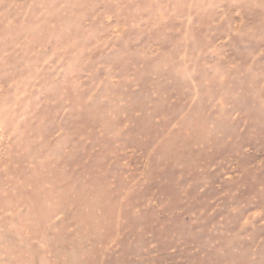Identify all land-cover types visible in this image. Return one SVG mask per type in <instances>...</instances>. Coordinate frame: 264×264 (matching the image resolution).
I'll list each match as a JSON object with an SVG mask.
<instances>
[{
    "label": "rangeland",
    "instance_id": "obj_1",
    "mask_svg": "<svg viewBox=\"0 0 264 264\" xmlns=\"http://www.w3.org/2000/svg\"><path fill=\"white\" fill-rule=\"evenodd\" d=\"M0 264H264V0H0Z\"/></svg>",
    "mask_w": 264,
    "mask_h": 264
}]
</instances>
